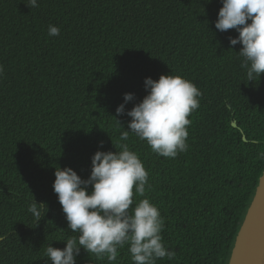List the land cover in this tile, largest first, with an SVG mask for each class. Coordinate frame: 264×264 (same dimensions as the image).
Segmentation results:
<instances>
[{"label":"trees","instance_id":"16d2710c","mask_svg":"<svg viewBox=\"0 0 264 264\" xmlns=\"http://www.w3.org/2000/svg\"><path fill=\"white\" fill-rule=\"evenodd\" d=\"M26 3L0 0V264H51L46 248L63 249L79 235L53 191L56 168L87 179L92 155L121 143L148 171L145 197L164 218V246L176 253L156 264H227L264 168V73L247 82L242 45L229 42L239 33L215 28L222 0ZM49 25L60 34L49 37ZM161 74L202 93L188 117V150L176 158L153 153L131 132L120 141L131 120L116 115L124 94H134L127 111L147 95L145 78ZM133 191L134 208L145 197ZM34 200L47 205L37 225L27 211ZM76 264L133 262L126 245L112 262L81 248Z\"/></svg>","mask_w":264,"mask_h":264},{"label":"clouds","instance_id":"9594fccd","mask_svg":"<svg viewBox=\"0 0 264 264\" xmlns=\"http://www.w3.org/2000/svg\"><path fill=\"white\" fill-rule=\"evenodd\" d=\"M26 4L30 8L39 7L37 0H27ZM215 28L222 32L235 29L239 33L229 37L230 45H242L238 54L242 58L241 67L246 69V80L257 81L264 73V0H222ZM59 34L57 26H48L49 37ZM3 72L0 65V75ZM144 86L147 95L134 107L125 109V103L134 99V94L129 92L124 94L125 103L116 108L117 116L131 117L120 141H127L131 132L146 141L153 153L176 158L178 153L188 150L186 126L191 123L188 117L199 108L202 93L193 82L179 75L146 77ZM99 144L102 147L103 141ZM257 158L264 161V151L258 152ZM54 175L53 191L67 227L79 235L64 240L63 249L52 245L46 248L45 257L51 264H76L81 248L97 259L106 257L112 262L117 259L118 249L126 245L133 264H156L157 260L175 258V251L167 249L162 242L164 218L158 207L145 197L146 185L151 187L148 171L126 143H121L115 152L97 150L91 157L87 179H82L71 167L56 168ZM133 190L145 197L134 208L131 207ZM45 205L34 200L28 206L36 225L47 211Z\"/></svg>","mask_w":264,"mask_h":264},{"label":"water","instance_id":"95a60500","mask_svg":"<svg viewBox=\"0 0 264 264\" xmlns=\"http://www.w3.org/2000/svg\"><path fill=\"white\" fill-rule=\"evenodd\" d=\"M227 264H264V168L235 234Z\"/></svg>","mask_w":264,"mask_h":264}]
</instances>
